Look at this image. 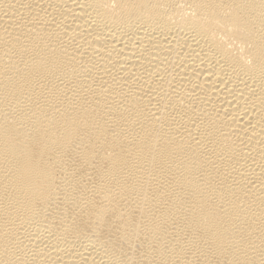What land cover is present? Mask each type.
I'll return each instance as SVG.
<instances>
[{"label":"bare ground","instance_id":"1","mask_svg":"<svg viewBox=\"0 0 264 264\" xmlns=\"http://www.w3.org/2000/svg\"><path fill=\"white\" fill-rule=\"evenodd\" d=\"M0 264H264V0H0Z\"/></svg>","mask_w":264,"mask_h":264}]
</instances>
